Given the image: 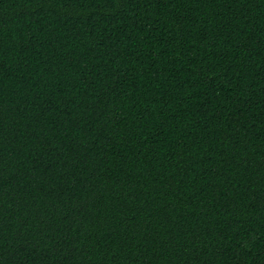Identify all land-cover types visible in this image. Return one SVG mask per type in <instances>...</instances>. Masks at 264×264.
<instances>
[{"label":"trees","instance_id":"trees-1","mask_svg":"<svg viewBox=\"0 0 264 264\" xmlns=\"http://www.w3.org/2000/svg\"><path fill=\"white\" fill-rule=\"evenodd\" d=\"M0 264H264V0H0Z\"/></svg>","mask_w":264,"mask_h":264}]
</instances>
